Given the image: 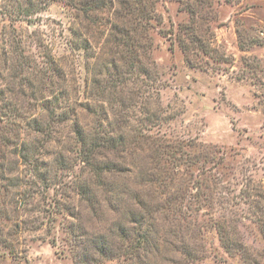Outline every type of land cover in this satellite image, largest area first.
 Returning a JSON list of instances; mask_svg holds the SVG:
<instances>
[{
    "label": "rangeland",
    "instance_id": "374dc122",
    "mask_svg": "<svg viewBox=\"0 0 264 264\" xmlns=\"http://www.w3.org/2000/svg\"><path fill=\"white\" fill-rule=\"evenodd\" d=\"M0 264H264V0H0Z\"/></svg>",
    "mask_w": 264,
    "mask_h": 264
}]
</instances>
